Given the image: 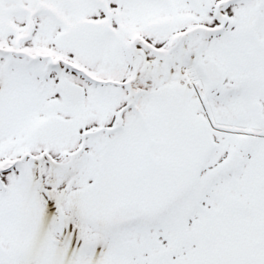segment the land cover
<instances>
[{"label":"snow or ice","instance_id":"1","mask_svg":"<svg viewBox=\"0 0 264 264\" xmlns=\"http://www.w3.org/2000/svg\"><path fill=\"white\" fill-rule=\"evenodd\" d=\"M0 264H264V0H0Z\"/></svg>","mask_w":264,"mask_h":264}]
</instances>
